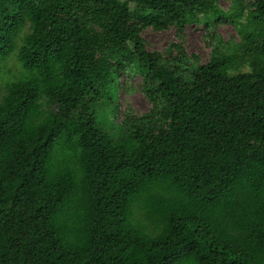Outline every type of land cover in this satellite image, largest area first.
<instances>
[{"label":"trees","instance_id":"obj_1","mask_svg":"<svg viewBox=\"0 0 264 264\" xmlns=\"http://www.w3.org/2000/svg\"><path fill=\"white\" fill-rule=\"evenodd\" d=\"M217 2L0 0L22 69L0 100V264H264V0ZM124 70L150 109L116 124L98 107Z\"/></svg>","mask_w":264,"mask_h":264},{"label":"rangeland","instance_id":"obj_2","mask_svg":"<svg viewBox=\"0 0 264 264\" xmlns=\"http://www.w3.org/2000/svg\"><path fill=\"white\" fill-rule=\"evenodd\" d=\"M217 4L223 11H227L230 8L231 0H218ZM214 30L216 34L225 40L229 38L238 39L234 25L229 21L219 23ZM141 35L148 51L163 52L171 43L178 42L179 40L174 27H169L162 31L148 28ZM19 43L20 41L16 40L14 49L0 60V100L5 92L6 83L18 77L22 72L16 58V49ZM182 44L188 54H195L199 57L200 63L208 61L211 49L209 45L210 38L202 25H187L183 31ZM141 83L142 80L139 75L126 70L121 71L117 82L112 81L108 85V91L111 93L116 88L115 98L113 99V95L108 93L107 97L111 96L112 99L107 101L105 97L102 98L99 103L98 112H107L108 108L115 106L116 112H114L113 118L116 124H120L124 118V114L128 111L137 116L148 112L150 104L140 90ZM136 216L141 217V212H136Z\"/></svg>","mask_w":264,"mask_h":264}]
</instances>
